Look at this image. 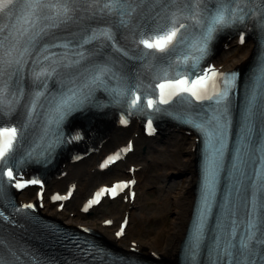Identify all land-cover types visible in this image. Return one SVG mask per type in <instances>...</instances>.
<instances>
[{
  "label": "snow or ice",
  "instance_id": "6c2138e0",
  "mask_svg": "<svg viewBox=\"0 0 264 264\" xmlns=\"http://www.w3.org/2000/svg\"><path fill=\"white\" fill-rule=\"evenodd\" d=\"M249 23L259 54L241 94L240 73L218 69L212 46L225 29L243 44ZM89 108L146 117L149 130L166 116L195 131L201 180L186 264H264V0H0V264H131L70 234L61 243L71 258L58 260L4 226L31 221L36 205L17 207L10 189L39 185L42 200L43 179L23 169L83 139L65 129ZM134 183L101 188L82 210Z\"/></svg>",
  "mask_w": 264,
  "mask_h": 264
},
{
  "label": "bare ground",
  "instance_id": "6f19581e",
  "mask_svg": "<svg viewBox=\"0 0 264 264\" xmlns=\"http://www.w3.org/2000/svg\"><path fill=\"white\" fill-rule=\"evenodd\" d=\"M252 50L253 48L250 44L239 46L236 39H231L227 42L226 46L219 49V54L216 56L215 60L229 69L245 68L252 58ZM135 133H137V151L130 155L129 160L127 159V163L129 161V163L142 166V169L138 172L140 177V193L137 197L138 203H140V201L143 202V199L146 197L144 187L151 185L149 169L152 165L160 171L165 168L164 170L169 171L167 175L171 172H175L176 174L181 173V176H183V179L185 180V186L182 191L175 195L177 212L174 221L171 224L170 230L166 232L167 235H165L164 240L161 239L162 233L161 235H155L152 232H147L144 236L146 237V240H143L140 235V238H137L138 234L133 233H131L128 238L126 237L125 239L116 240L113 237V232L109 229H104L101 223L108 218L109 213L115 218H122L126 211H131L132 218H134L137 214L136 212L140 209V206L137 202L136 204H131L115 200L113 203H103L92 214H95L94 216L96 219H100V223L96 226L95 231L104 239V242L102 243L103 245H105V242H110L117 248L124 250L125 246L129 249L131 243L137 241V247L141 253L149 254L155 252L161 256L164 262L175 264L178 262L185 236L188 231L196 197L195 190L198 181V172L196 166V153L194 150L195 137L192 134L174 128L166 135L157 136L153 139L147 140L142 136L136 125L131 126L128 130L110 128L109 136L107 140L102 143L99 153L93 154L90 158L78 164L72 165L67 163L64 168L66 175L61 179H54L55 182L50 184L51 188L57 187L58 185L65 188L70 182L78 183V191L70 203V211H76V217H71L67 213L55 214V211L54 214L55 216L57 215V218L64 220L62 223L68 226L74 225L80 220H87L92 217L91 214V216L87 218L82 217L79 214L78 205H80L88 193L99 184L121 177L123 169L127 166H114L109 172L100 174L96 171V159L99 155L113 150L114 147L122 144L128 140V138L133 137ZM160 156L161 158L163 157L164 161H167V165L163 163V165H161L157 159ZM160 166L162 167L160 168ZM142 182L143 185H140ZM32 191L33 190H28L27 192ZM162 196L161 199L159 198L160 201L158 200L151 209L162 207L165 192H162ZM163 215L164 214L162 213V216ZM151 216L157 221L161 219L154 217V215ZM151 216H149V218H151ZM98 240L101 239L98 238Z\"/></svg>",
  "mask_w": 264,
  "mask_h": 264
},
{
  "label": "rangeland",
  "instance_id": "374dc122",
  "mask_svg": "<svg viewBox=\"0 0 264 264\" xmlns=\"http://www.w3.org/2000/svg\"><path fill=\"white\" fill-rule=\"evenodd\" d=\"M157 159L161 165H167V161H164L163 157L161 158L160 156ZM161 167L162 166H160V168ZM164 169L160 171L153 167V165L149 169L151 185L144 187L146 197L143 199V202L140 201V209L136 212L137 214L132 220V228L129 231L130 234H138L137 238L141 237L143 240H146V237L144 236L147 234V232H152L155 235H161L162 233L161 239L164 240L165 235H167L166 232L170 230L171 224L173 223L174 217L176 216L177 207L175 204V195L182 191L183 187L185 186V180L183 179V176H181V173L176 174L175 172H171L167 175L169 171ZM140 185H143V182ZM162 192H165L162 207L151 209V207L156 204L159 198L161 199V197H163ZM162 213L164 214L163 216ZM150 214L154 215V217L161 218L162 220L160 219L157 221ZM149 216H151V218H149ZM92 218L89 219L90 222H97V220L94 219L95 217L92 216Z\"/></svg>",
  "mask_w": 264,
  "mask_h": 264
}]
</instances>
